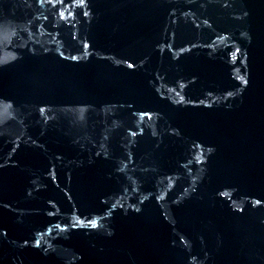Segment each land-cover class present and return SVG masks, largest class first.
<instances>
[{
	"label": "water",
	"instance_id": "95a60500",
	"mask_svg": "<svg viewBox=\"0 0 264 264\" xmlns=\"http://www.w3.org/2000/svg\"><path fill=\"white\" fill-rule=\"evenodd\" d=\"M0 264H264V0H0Z\"/></svg>",
	"mask_w": 264,
	"mask_h": 264
}]
</instances>
